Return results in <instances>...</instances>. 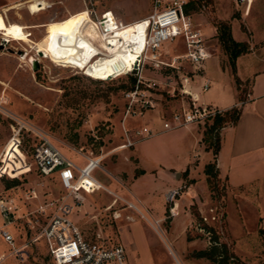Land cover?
Masks as SVG:
<instances>
[{"label":"rangeland","instance_id":"374dc122","mask_svg":"<svg viewBox=\"0 0 264 264\" xmlns=\"http://www.w3.org/2000/svg\"><path fill=\"white\" fill-rule=\"evenodd\" d=\"M54 1L50 7L34 13L28 11L26 3L0 10V42H4L3 38L8 40L0 48V196L16 207L10 228L15 237V247L20 250L14 254L11 247L0 241V251L5 253L0 264H53L44 238L37 236V223L30 227L28 218L35 222L34 209L41 203L54 202L65 190L55 174L43 176L36 169L28 150L37 141L35 131L47 134L65 155L80 164L85 162L83 155L102 158V167L108 166V173L120 181L117 186L123 189L127 185L125 168L133 164L139 166L133 154L136 149L141 151V147L146 151L143 155L156 149L161 160L170 164L177 162L184 168L200 164L208 156L202 147L205 143L201 140V145L194 141L191 133L202 132L206 121L163 128V121L169 119L173 111L179 110L183 102H190L188 96L180 92V78L186 73L192 75L195 71L193 65L184 58H178V62L182 63L179 71L166 64L156 67L152 54L154 50L149 47L140 56L134 70L107 79H96L73 65L56 63L53 56L47 53V57H40L34 47L39 45L52 50L57 39L91 50L89 46L94 40L90 34L93 33L99 45L102 44L93 31L98 23L88 15L83 0ZM180 1L184 2V14L194 27L201 28L203 17H207L215 27L216 21L227 20L233 38L246 42L250 54L264 57V0H252L248 12L246 5L238 0ZM170 3L172 0H158L157 4L156 0H96V15L93 14V18L97 20L101 11L112 10L123 24L143 23L149 21L148 17L155 10L159 11ZM35 8L40 7L30 6L31 10ZM108 17L112 22H108V26L114 25L113 14ZM201 36L212 55L223 57L226 54V64L233 74L217 33H201ZM110 43L114 45L116 42ZM156 48L162 60L172 62L173 55L186 50V42L179 35L161 42ZM18 50L29 51V55L24 58L25 55L20 56ZM32 57L39 59L36 69L31 63ZM245 59L239 61L241 69ZM203 70L202 67L199 75ZM132 77H135L134 83L138 79L143 81L140 86L148 88L144 97L152 102L151 106L135 116L126 115L124 111L125 92L131 88ZM222 81L220 86L229 83L228 77H223ZM152 82L155 84L150 87L145 84ZM245 87L238 86L242 97L245 96ZM222 91L211 85L210 89L202 91V95L204 99L211 95L213 98L224 94ZM224 92L227 94V91ZM7 112L16 118L7 115ZM18 123L24 124L20 137L27 149L25 152L19 146L18 137L11 135V125ZM141 127L152 133L138 137L134 130ZM127 137L134 143L121 148ZM194 149L196 153H193ZM143 165L150 167L145 159ZM186 173L180 170L175 175L179 183L174 187L179 188V193L173 199L166 198V190L164 195L159 191L153 194L151 206L135 202L151 218V222L128 206V199L123 196L118 197L112 207L106 208V203L115 195L102 188L89 193L83 185L78 187L84 195L82 208L73 211L71 218L89 236L100 233L108 240L120 241L126 248L130 264H168L171 255L166 241L186 264H213L211 259L198 256L197 251L208 248L214 235L218 243L226 244L230 254L239 262L264 264V180L247 190L237 191L230 189L225 180L217 176L211 180L207 177L204 181L206 174H202L190 182ZM104 174L95 173L100 179ZM13 176L17 179L16 183L8 185L7 181ZM197 180L198 184L202 180L203 186L197 199L184 201L188 185H196ZM145 187L142 185L140 189ZM129 198L135 201L132 196ZM50 206L52 203L46 208ZM171 206H176L174 212L170 211ZM115 211L120 213L119 217H115ZM155 219L158 222H154ZM159 232L165 235L164 239Z\"/></svg>","mask_w":264,"mask_h":264},{"label":"built area","instance_id":"2783aa9c","mask_svg":"<svg viewBox=\"0 0 264 264\" xmlns=\"http://www.w3.org/2000/svg\"><path fill=\"white\" fill-rule=\"evenodd\" d=\"M238 1L246 5V11L248 12L252 0ZM54 2V0H28L25 2V6L30 13H34L50 7ZM157 2L158 0H156V4ZM33 4L35 7L39 6L40 8L31 10L30 6ZM83 5L93 17V14L96 13V0H83ZM183 8L184 2L172 0V3L163 9L159 11L155 10L153 12L154 15L150 14L153 16L149 17V23L144 34L147 48H143L141 52L142 55L149 47L152 48L154 50L152 53L154 55V66L156 67L166 64L179 71L182 63L180 61L178 62V58H184L193 65V70H195L192 75L186 73L180 78V84L182 85L180 92L187 95L190 102L183 105L179 110L173 111L170 118L163 121L164 129L187 125L191 122H205L206 120H210L214 114L223 111L216 106L200 101L198 92L191 89V85L195 82L196 76L202 72L203 61L211 57L212 51L204 43L200 28L194 27L188 19V16L184 14ZM108 11H101L100 14L107 15ZM179 35H182L185 39L186 50L181 54L173 55L172 62H165L159 57V52L155 51L157 49L156 47L161 42ZM3 41L0 44L5 46L8 40L3 38ZM139 61L140 57L137 60L136 66H138ZM176 62L179 64H176ZM135 67L130 71L134 70ZM140 83H143V81L138 79L125 92L126 105L124 111L126 115H140L144 108L152 105L151 100L144 97L148 88L140 86ZM145 84L147 87H150L155 82ZM209 86L210 80L204 78L199 86L200 91L206 90ZM7 115L15 117L9 112H7ZM23 127L24 124L21 123L11 125V135L15 134L18 137L21 148L20 133ZM124 130L127 132V129L124 128ZM34 133L38 138L32 144L30 154L36 169L43 176L55 174L58 177L60 185L65 190V193L56 198L54 202L41 203L34 209L33 216H35V222L31 218H28L30 227H34L35 223H37V236L44 238L46 249L53 264H130L127 260L126 248L120 241L108 240L100 233L89 236L81 228L79 223L71 218L73 211L77 210L83 201V193L78 187L83 185L87 190L99 187V182L93 177L92 170L97 166L102 167L101 160L97 156L86 155V163L80 166L69 159L51 141L47 134L39 130ZM134 133L138 137H145L152 132L146 127H141L136 128ZM133 143L134 140L127 137L124 145L129 146ZM23 151L25 152L26 150L23 149ZM177 193H179V188L173 187L167 190L165 196L171 200ZM126 202L128 206L136 209L135 204L127 200ZM49 203H52V206L47 209L46 206ZM174 207L171 206L170 211L174 212ZM15 208L14 204L0 196V241L11 247L13 250L11 252H14V254L20 251L19 248L15 247V237L10 228V224L15 217ZM117 216H119V213L115 212V217ZM202 217L207 219L206 216ZM154 222H158V219H155ZM168 252L171 255V260L168 264H186L171 246L168 248ZM4 258V251H0V263ZM228 262L238 264L239 261L235 256L230 255Z\"/></svg>","mask_w":264,"mask_h":264},{"label":"crops","instance_id":"0c3cea01","mask_svg":"<svg viewBox=\"0 0 264 264\" xmlns=\"http://www.w3.org/2000/svg\"><path fill=\"white\" fill-rule=\"evenodd\" d=\"M17 3H23L24 5L25 0H0V6H2L0 10ZM135 19H139V17L133 20ZM200 30L206 35L217 33L216 27L209 23L207 17L202 18ZM242 59L245 60L243 61V68L241 69L239 61ZM226 60V54H224L223 57L218 54H213L211 57L207 58L203 64V73L196 76L195 82L191 85V89L198 92L200 101L213 104L222 110L232 106H238L240 108L239 116L235 122H228L220 127L219 148L215 154L211 149L206 150L202 145L201 131L200 133H193L191 131L192 139H194V141L197 140L208 155L200 164H191V166L185 168L177 162L170 164L160 159V152L158 150L153 149L151 153L143 155L146 151L141 147V151H137L136 149L135 154H133L139 166L133 164L134 166L128 165L125 168L127 185L124 189L117 186V182L120 181L108 173V166H97L93 168L92 175L99 182V187L90 188L87 191L92 193L96 190L104 189L114 194L115 196L106 203V208L112 207L119 199L118 197L123 196L128 199L127 201L134 203L137 206V211L143 213L146 219L151 222V218L148 217L143 209L135 202L140 201L146 206H151L153 201L151 199L156 191L164 195L166 190L179 183V179H176L175 175L178 174L180 170L187 171L186 175L191 179L190 182H194L197 176L200 177L202 174H206L204 172V165L212 159L213 155L217 177L225 180L226 185L232 190H247L264 180V57L250 54V51L242 52L236 57L235 74L240 80L239 85L247 87V89L245 87L244 97L240 96L238 93L234 74L230 71V66L226 64ZM223 77H228L229 83H224L220 86L223 82ZM204 78H208L210 84L213 85L214 88L223 90L222 92L224 94H218L213 98L211 95L204 99L199 87ZM210 86L207 90L210 89ZM224 91H227V94ZM183 105L186 104L183 102ZM185 128L187 130L190 129L187 128V126H185ZM138 149H140V147ZM196 151L197 150L194 149L193 153H196ZM82 157L85 160L83 164L78 163L70 157L68 158L82 166L87 161L86 156L83 155ZM143 159L149 163L150 167H145L143 165ZM166 164L168 165V169ZM119 167L117 169H119ZM136 167H139L138 169H142V171L136 173ZM113 168L114 167H112V169ZM96 172H104L105 174L103 178L100 179L95 175ZM206 178L207 175L206 177L204 176V181ZM146 181L148 183H146ZM142 185L146 186L143 190L140 189ZM201 187H203L202 180L199 181V184L197 180L196 185L190 183L184 192V201L196 200L198 192H201ZM130 196H132L135 201L129 198ZM143 208L145 209V207ZM115 212L118 213L117 211ZM157 215L160 216V214ZM173 237L175 236L173 235Z\"/></svg>","mask_w":264,"mask_h":264},{"label":"bare ground","instance_id":"6f19581e","mask_svg":"<svg viewBox=\"0 0 264 264\" xmlns=\"http://www.w3.org/2000/svg\"><path fill=\"white\" fill-rule=\"evenodd\" d=\"M87 12L92 18V21L98 23L95 25L93 31L102 40V44L99 47L91 50H84L79 46L65 43L57 39L56 46L52 50H47L36 45L34 47V49L37 50L36 54L40 57H47V54H49L53 56L56 63L73 65L75 68L81 69L85 74L96 79H107L133 69L137 64L142 49L147 48L144 34L146 29L145 26H148L149 21L126 25L119 21L112 10H109L107 15H101L97 20L93 19L88 10ZM110 13L113 14L112 20L114 19V25L112 26H108V22H111L110 17H108ZM101 30L103 31L102 34ZM113 34H116V36H111ZM110 41H115L116 43L111 45ZM19 55H25V58L29 55V51L25 53L22 50V53H19ZM119 58L120 60L118 61ZM33 59L32 57L31 62ZM37 60L39 59L37 58ZM123 147H125L124 144L121 145V148ZM99 159L102 160V158ZM78 210H81V206ZM141 214L146 218L143 213ZM159 233L164 239L165 235L162 232ZM166 245L170 248L167 241Z\"/></svg>","mask_w":264,"mask_h":264},{"label":"trees","instance_id":"16d2710c","mask_svg":"<svg viewBox=\"0 0 264 264\" xmlns=\"http://www.w3.org/2000/svg\"><path fill=\"white\" fill-rule=\"evenodd\" d=\"M216 30H217V37L219 42L223 45L225 51L227 52L229 63L231 65L235 82L238 86H240V80L235 74V59L236 57L242 53L247 51V44L243 41H238L233 38L231 31H230V23L227 20H218L216 21ZM92 37L91 39L94 40L89 46V49H94L99 47V41L95 39L93 33L90 34ZM72 66V65H68ZM131 86L134 85L135 77L131 78ZM240 113V108L237 106H232L223 110L221 113H216L213 117L209 120H206V126L202 131L201 140L205 143L204 148L206 150L211 149L212 152L215 154L219 148V129L222 125L228 122H235L238 118ZM22 145V143H21ZM22 150L27 149L22 145ZM28 150H31V146ZM142 169H137V172H141ZM204 172L206 173L209 180L213 177L217 176L216 164L215 159L209 160L204 165ZM17 179L13 176L11 179L7 181L8 185L16 183ZM217 236L214 235L213 241L208 248H203L197 251L198 256H205L213 261V264H224L229 261V256L232 255L228 251V248L225 243H218L216 239ZM238 264H244L242 262H238Z\"/></svg>","mask_w":264,"mask_h":264},{"label":"water","instance_id":"95a60500","mask_svg":"<svg viewBox=\"0 0 264 264\" xmlns=\"http://www.w3.org/2000/svg\"><path fill=\"white\" fill-rule=\"evenodd\" d=\"M1 47H3V45L0 44V48ZM8 48H10V47H8ZM18 53H22V50H18ZM31 63L33 64V68L34 69H36L38 67V65H39L37 58H34Z\"/></svg>","mask_w":264,"mask_h":264}]
</instances>
